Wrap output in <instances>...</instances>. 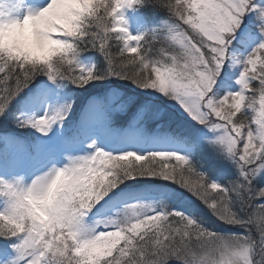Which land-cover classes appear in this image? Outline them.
Wrapping results in <instances>:
<instances>
[{
	"label": "snow or ice",
	"instance_id": "snow-or-ice-1",
	"mask_svg": "<svg viewBox=\"0 0 264 264\" xmlns=\"http://www.w3.org/2000/svg\"><path fill=\"white\" fill-rule=\"evenodd\" d=\"M144 2L107 0L62 36L43 22L16 31L0 4L10 47L35 53L0 51V120L46 138L30 179L0 176V264H264V36L256 14L234 31L252 47L244 55L228 47L227 33L242 25L247 0H159L169 17L133 35L120 12ZM45 4L34 11L16 0L14 8L32 19L55 7ZM87 52L105 66L85 64ZM229 61L243 75L238 90L223 94ZM206 158L213 166L204 168ZM223 160L236 170L226 182L213 176ZM56 180V222L34 223L22 198Z\"/></svg>",
	"mask_w": 264,
	"mask_h": 264
},
{
	"label": "clouds",
	"instance_id": "clouds-1",
	"mask_svg": "<svg viewBox=\"0 0 264 264\" xmlns=\"http://www.w3.org/2000/svg\"><path fill=\"white\" fill-rule=\"evenodd\" d=\"M53 3L55 7H51ZM106 6L107 0H105L103 5L101 4V0H50L46 8L51 7V11H48L46 15H41L38 18L32 19L26 16L22 19L18 17L15 18L19 24V28L16 29V31L27 32L36 28L37 25L43 22L49 26L50 29L56 30L52 33L54 36L68 35L77 31L82 21H85V18L94 15L101 7ZM245 9L246 14H256L257 20L259 21L258 30L261 32V35L264 36V8L256 4L255 0H247ZM4 19L6 22L11 21V18L8 16H5ZM240 26L241 24L231 25L233 31L227 33V35L231 37L227 42L228 47H232L233 41L235 40L234 31H237ZM11 31H13V29L0 28V51L8 50L11 51L13 55L20 56L24 59L32 58L35 55L32 50L25 47H10L9 33ZM262 43H264V41H262ZM53 50H55V48H53ZM232 55V53H229L226 59L231 60ZM61 63L62 62H58V66H60ZM240 74L243 75V71H241ZM247 102L251 105L255 102V98L248 97ZM261 107L264 108V104H262ZM18 179H22V177H18ZM61 188L62 181L56 180L53 182L50 189L42 195H25L22 198L19 208L26 211L27 215L34 223L49 226L57 220L54 204ZM21 219H23V216H21ZM234 264H244V261L237 257L234 260Z\"/></svg>",
	"mask_w": 264,
	"mask_h": 264
},
{
	"label": "rangeland",
	"instance_id": "rangeland-1",
	"mask_svg": "<svg viewBox=\"0 0 264 264\" xmlns=\"http://www.w3.org/2000/svg\"><path fill=\"white\" fill-rule=\"evenodd\" d=\"M4 2H6V0H0V4H4ZM49 2L50 0L48 1V3ZM44 6H46V4ZM38 8H39V4L34 6L32 9L35 11L38 10ZM25 11L20 19L23 18ZM120 14L123 15L128 21L127 27L133 35H137L141 32H145L153 28L160 27L162 21L168 18L166 16L160 18H158L157 16H151V18L148 20L142 14L139 5L135 6L134 8H123L121 9ZM254 15H255L254 13L245 15L241 27L250 25L251 19L254 17ZM233 50L237 54L243 53L244 55H247L252 51V47L245 48L243 45H240L236 40H234ZM81 59L84 61L85 64L94 63V59L93 57L90 56L89 53H85V57L82 56ZM241 71H242V66H237L233 68L231 66L230 61L225 64V71H222L221 75L222 77L227 76L229 78L227 83L230 85V87H225L223 89V94H226L227 91L229 90L236 91L239 89V85L236 83V81L238 80ZM219 82L220 81L218 80V83ZM22 111H24L25 115H33L32 112H28L23 109ZM36 114L38 115L42 113H36ZM196 127L199 126L197 125ZM61 131L62 129L56 127L53 129L52 133H49V135L50 136L58 135ZM24 136L25 137L14 138V139L4 138L0 142V176L6 177L8 179H12L14 177L23 174L29 179L31 178V173L38 159L41 143L46 138L43 137L42 133L30 127H28L27 132L24 133ZM84 151H87L86 146L84 148ZM81 154H83V152ZM205 161H211L213 163L215 162L210 158H206ZM219 169L225 174L227 172H229L230 174L231 173L235 174L236 171L235 168L231 165V163L227 160H223L221 162ZM4 207H5L4 198L0 197V210H3Z\"/></svg>",
	"mask_w": 264,
	"mask_h": 264
},
{
	"label": "trees",
	"instance_id": "trees-1",
	"mask_svg": "<svg viewBox=\"0 0 264 264\" xmlns=\"http://www.w3.org/2000/svg\"><path fill=\"white\" fill-rule=\"evenodd\" d=\"M159 0H145V2L143 4H140V10L142 12V14L149 20L151 18V16H157L158 18L160 17H169V13L167 12V10L163 7H160L158 5ZM113 51H116L115 46H113ZM90 54V56L95 57L94 60L95 62L98 64V66H105V62L103 60V56L99 53L96 52H87ZM83 57H85V53L82 54ZM257 83L258 82H254ZM70 89H64V91H69ZM84 103L83 98H81V100L79 101V103L76 105V112L79 113L80 108L82 107ZM14 110H18V114L19 111H22L21 109H19V105L14 104ZM134 111V107L129 108V112ZM239 115V114H238ZM121 126H124L125 122L124 121H120ZM155 128L154 124H148L147 125V131L148 132H152ZM28 130V128H21L18 127L16 123L12 122L11 120H0V140L2 138V135L7 136V135H13V134H17V135H24V133H26ZM215 163V162H214ZM211 161H203L204 164V168H208L213 166L214 164ZM214 178H222L225 182L227 180L230 179H234L235 178V174L233 173H229L227 172L226 174L223 173L222 171H220L219 167L217 168V171L213 173ZM11 250V249H10Z\"/></svg>",
	"mask_w": 264,
	"mask_h": 264
},
{
	"label": "bare ground",
	"instance_id": "bare-ground-1",
	"mask_svg": "<svg viewBox=\"0 0 264 264\" xmlns=\"http://www.w3.org/2000/svg\"><path fill=\"white\" fill-rule=\"evenodd\" d=\"M23 2L26 5H28L30 8H33L34 0H23ZM15 3H16V0H6V2H4V4L7 5V7L5 8V11L10 12V15L12 18H17V17L21 18L24 11L16 10L14 8Z\"/></svg>",
	"mask_w": 264,
	"mask_h": 264
}]
</instances>
